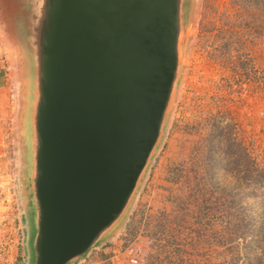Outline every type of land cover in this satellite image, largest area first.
Returning a JSON list of instances; mask_svg holds the SVG:
<instances>
[{
	"label": "water",
	"instance_id": "water-1",
	"mask_svg": "<svg viewBox=\"0 0 264 264\" xmlns=\"http://www.w3.org/2000/svg\"><path fill=\"white\" fill-rule=\"evenodd\" d=\"M193 6L5 1L19 53V179L34 217L29 264L80 263L124 224L165 135Z\"/></svg>",
	"mask_w": 264,
	"mask_h": 264
},
{
	"label": "rangeland",
	"instance_id": "rangeland-1",
	"mask_svg": "<svg viewBox=\"0 0 264 264\" xmlns=\"http://www.w3.org/2000/svg\"><path fill=\"white\" fill-rule=\"evenodd\" d=\"M5 1L0 57L14 112L1 121L0 168L19 179V53L5 24ZM262 6L194 0L163 141L122 227L76 264H124L133 255L140 264H264ZM15 193L23 211L22 264H29L34 217L20 179Z\"/></svg>",
	"mask_w": 264,
	"mask_h": 264
},
{
	"label": "built area",
	"instance_id": "built-area-1",
	"mask_svg": "<svg viewBox=\"0 0 264 264\" xmlns=\"http://www.w3.org/2000/svg\"><path fill=\"white\" fill-rule=\"evenodd\" d=\"M0 157V162H5ZM17 177L7 166L0 168V264H19L24 245L22 215L15 193ZM24 259V257H23ZM124 264H140L137 256L129 257Z\"/></svg>",
	"mask_w": 264,
	"mask_h": 264
},
{
	"label": "crops",
	"instance_id": "crops-1",
	"mask_svg": "<svg viewBox=\"0 0 264 264\" xmlns=\"http://www.w3.org/2000/svg\"><path fill=\"white\" fill-rule=\"evenodd\" d=\"M2 69H3V62H2V59L0 57V130L1 131L3 130V127H4V125L1 124L3 117L4 116H12V114L14 112V106H12V102L10 105V101H11L10 97L12 96L11 92H10V87H9L8 83L5 81V77L2 76V75H5L2 71ZM15 97H16V95H15ZM15 101H16V99H15ZM13 105H15V104L13 103ZM22 252L23 251L21 250L20 257H19V264L23 263L24 254Z\"/></svg>",
	"mask_w": 264,
	"mask_h": 264
},
{
	"label": "trees",
	"instance_id": "trees-1",
	"mask_svg": "<svg viewBox=\"0 0 264 264\" xmlns=\"http://www.w3.org/2000/svg\"><path fill=\"white\" fill-rule=\"evenodd\" d=\"M247 5H250L251 7L256 6L258 7L260 4H263V10H264V0H244Z\"/></svg>",
	"mask_w": 264,
	"mask_h": 264
}]
</instances>
